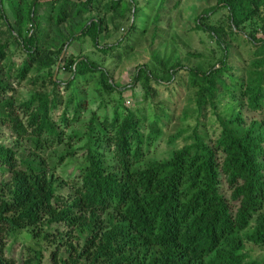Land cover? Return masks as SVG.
<instances>
[{
    "label": "trees",
    "instance_id": "obj_1",
    "mask_svg": "<svg viewBox=\"0 0 264 264\" xmlns=\"http://www.w3.org/2000/svg\"><path fill=\"white\" fill-rule=\"evenodd\" d=\"M216 1L197 27L226 10L234 34L250 30L260 58L254 66L263 69L241 83L221 41L224 56L207 71L158 56V74L138 66L133 84L147 89L154 78L166 84L178 68L187 71L199 120L230 91L240 107L221 119L215 137L150 159L163 131L156 122L147 132L145 118L120 104L114 80L144 34L137 26L142 2L0 0V264H41L9 247L24 230L54 246L51 264H264L246 250V242L264 245V0ZM204 29L218 40L215 27ZM120 32L116 43L101 46ZM84 40L94 52L64 65L72 75L56 81L50 71L62 52ZM34 75L29 81L42 90L21 100L17 87ZM88 110L80 136L75 128ZM73 159L74 170L59 175Z\"/></svg>",
    "mask_w": 264,
    "mask_h": 264
},
{
    "label": "rangeland",
    "instance_id": "obj_2",
    "mask_svg": "<svg viewBox=\"0 0 264 264\" xmlns=\"http://www.w3.org/2000/svg\"><path fill=\"white\" fill-rule=\"evenodd\" d=\"M140 1L143 9L137 17V26L144 31V34L140 40L136 41L135 50L122 60L116 71L114 80L121 86L122 94L115 95V98L123 107L133 110L145 118L147 132L150 131L151 125L158 122L163 136L156 149L152 150L150 159H163L169 157L175 149L192 143L197 138L207 140L218 135L222 127L221 119L228 120L232 115L238 113L239 102L231 96L233 91L227 92L224 95L225 102L218 105L215 110L206 113V116L199 120L197 119L194 92L187 88L189 79L187 71L178 68L174 79L169 83L165 82L166 84H161L154 78L149 81L150 87L147 89L142 83L133 84L138 66H146L158 74L159 66L153 59L154 56H158L166 60L170 58L171 65L174 67L185 66L187 69L207 71L217 65L224 56V51L219 43L221 41L226 50L227 62L233 69L232 74L241 83L255 81L257 76L254 73L261 71L263 67L254 66L255 61L260 58L256 57L257 49L248 39L250 30L242 29L241 32L234 34L229 13L226 10H216L215 13L209 15L208 19L201 20L203 29L197 27V19L203 15L205 17L206 13L216 7V0ZM5 8L8 15L12 16L7 3H5ZM94 16L93 13L87 14L82 22L85 24ZM211 27H215L219 32L218 40L210 38L209 32L204 29ZM26 31L25 28L24 34L27 33ZM121 35L120 32L108 41L102 39L101 46L105 43H116ZM262 36L264 33L259 32L258 37ZM92 52H94V47L89 40L76 41L70 47L65 48L56 81L66 82L71 77L70 66L64 65H69L79 57ZM19 55L20 52H17L13 56L12 61L16 64ZM56 69L50 71L54 77ZM31 79H36V75L29 77L21 86L17 87L21 100H26L32 93L42 90L40 82L33 84L29 81ZM239 90L240 87H238ZM97 107L98 104L92 106V109ZM261 111L260 115L264 116V106ZM59 115V111L55 113L56 118ZM90 116L91 113L88 110L84 114L83 120L75 128L78 135H86ZM180 131H184L183 136L173 144H169V137ZM81 145L83 142H77L75 148L77 149ZM78 163V159L69 160L59 168V175L70 174ZM14 243L16 248H14L13 254L16 257L29 255L35 257L37 262L40 257L41 264H51L50 254L54 246L41 239H34L27 230L22 231L15 238L12 237L8 243L9 247ZM246 250L253 259H259L264 263V245L246 242Z\"/></svg>",
    "mask_w": 264,
    "mask_h": 264
},
{
    "label": "water",
    "instance_id": "obj_3",
    "mask_svg": "<svg viewBox=\"0 0 264 264\" xmlns=\"http://www.w3.org/2000/svg\"><path fill=\"white\" fill-rule=\"evenodd\" d=\"M64 53H65V50L62 52V54H61V58H60V61H61V59H62V57H63V55H64ZM60 61L58 62V65H57V69H56V73H55V80H56V75H57V72H58V69H59V67H60Z\"/></svg>",
    "mask_w": 264,
    "mask_h": 264
}]
</instances>
